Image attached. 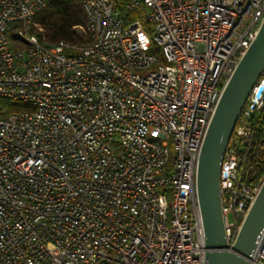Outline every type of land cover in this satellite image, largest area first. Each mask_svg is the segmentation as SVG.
I'll use <instances>...</instances> for the list:
<instances>
[{
    "label": "built area",
    "instance_id": "obj_1",
    "mask_svg": "<svg viewBox=\"0 0 264 264\" xmlns=\"http://www.w3.org/2000/svg\"><path fill=\"white\" fill-rule=\"evenodd\" d=\"M51 1L0 0V99L31 105L0 116V264H206L199 157L264 0H126L152 36L119 0H78L88 39L47 43ZM263 110L264 68L221 163L231 245L264 181L245 174Z\"/></svg>",
    "mask_w": 264,
    "mask_h": 264
},
{
    "label": "water",
    "instance_id": "obj_2",
    "mask_svg": "<svg viewBox=\"0 0 264 264\" xmlns=\"http://www.w3.org/2000/svg\"><path fill=\"white\" fill-rule=\"evenodd\" d=\"M263 68L264 21L225 86L199 157L197 196L205 228L206 264H251L257 237L264 229V181L233 245L226 236L220 193L224 153Z\"/></svg>",
    "mask_w": 264,
    "mask_h": 264
},
{
    "label": "trees",
    "instance_id": "obj_3",
    "mask_svg": "<svg viewBox=\"0 0 264 264\" xmlns=\"http://www.w3.org/2000/svg\"><path fill=\"white\" fill-rule=\"evenodd\" d=\"M121 15L126 23L135 19H141L146 31L152 36L153 26L145 19L146 10H128L124 6L126 0H119ZM87 24V13L83 4L78 0H54L39 11L34 17V29L39 30L40 39L47 43H56L62 39L72 42H82L88 39L85 31H80V27ZM14 24L10 30V36H14ZM151 51L156 52L161 61L164 55L159 45L152 41ZM30 103L25 101H14L6 98L0 99V116L6 117L12 112L28 109ZM5 108V112L1 110ZM260 130L256 137L255 147L251 153L249 165L246 168V175L249 180L257 182L264 177V110L260 115Z\"/></svg>",
    "mask_w": 264,
    "mask_h": 264
},
{
    "label": "rangeland",
    "instance_id": "obj_4",
    "mask_svg": "<svg viewBox=\"0 0 264 264\" xmlns=\"http://www.w3.org/2000/svg\"><path fill=\"white\" fill-rule=\"evenodd\" d=\"M139 9H141V10H146L147 11V9L145 8V7H143V8H139ZM145 14H146V12H145ZM81 30L80 31H84L82 28H80ZM150 138H152V139H156V140H158V141H161V139H159V138H154V137H150ZM170 201H171V197L169 196V203H170Z\"/></svg>",
    "mask_w": 264,
    "mask_h": 264
}]
</instances>
